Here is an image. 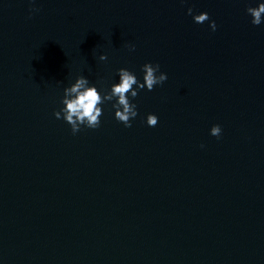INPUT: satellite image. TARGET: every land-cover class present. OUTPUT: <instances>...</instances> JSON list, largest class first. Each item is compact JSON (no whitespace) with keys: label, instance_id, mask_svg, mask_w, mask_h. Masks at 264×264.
<instances>
[{"label":"water","instance_id":"95a60500","mask_svg":"<svg viewBox=\"0 0 264 264\" xmlns=\"http://www.w3.org/2000/svg\"><path fill=\"white\" fill-rule=\"evenodd\" d=\"M256 2L35 0L29 19L28 0H0V264H264ZM145 63L168 78L131 127L110 104L75 135L53 116L77 76L102 89Z\"/></svg>","mask_w":264,"mask_h":264},{"label":"clouds","instance_id":"9594fccd","mask_svg":"<svg viewBox=\"0 0 264 264\" xmlns=\"http://www.w3.org/2000/svg\"><path fill=\"white\" fill-rule=\"evenodd\" d=\"M29 19L32 14L39 11L38 8L32 7L35 0H28ZM187 14L192 16L195 24L208 22L211 31H216V23L210 20L206 12L193 14L191 7L188 8ZM246 15L250 17V23L253 26L264 24V0H258L255 6L246 7ZM129 51H134V45H128ZM99 61H105L106 55H100ZM140 71L142 77L126 69L120 68L115 73L117 80L108 87L98 89L97 85L91 83L85 76H77L69 86L64 87L62 98L59 103L62 107L53 113V116L62 119L69 127L73 135L81 131L82 128L97 129L101 123L103 107L111 106L113 118L124 125L131 127V120L138 115L137 105L132 101L141 91H152L155 86L163 84L167 80V74L160 71L159 64L145 63ZM148 127H154L158 123V117L155 114H148L145 118ZM222 129L220 125H213L209 130V135L220 138ZM203 147V145H201Z\"/></svg>","mask_w":264,"mask_h":264}]
</instances>
